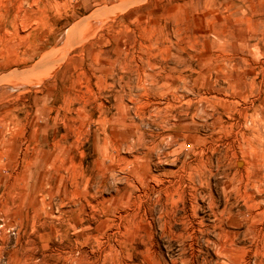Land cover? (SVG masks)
I'll use <instances>...</instances> for the list:
<instances>
[{
    "label": "rangeland",
    "instance_id": "1",
    "mask_svg": "<svg viewBox=\"0 0 264 264\" xmlns=\"http://www.w3.org/2000/svg\"><path fill=\"white\" fill-rule=\"evenodd\" d=\"M0 16V264H264V0Z\"/></svg>",
    "mask_w": 264,
    "mask_h": 264
},
{
    "label": "bare ground",
    "instance_id": "2",
    "mask_svg": "<svg viewBox=\"0 0 264 264\" xmlns=\"http://www.w3.org/2000/svg\"><path fill=\"white\" fill-rule=\"evenodd\" d=\"M20 2V1H19ZM0 4H1V0H0ZM37 5V4H36ZM42 6V5H41ZM54 7V6H53ZM19 8V7H18ZM17 8V9H18ZM36 8V7H35ZM37 12V10H33V9H30L28 14H25L23 16H20V15H15L13 17V27H16V25H22L24 23H26L27 21H29L28 19L32 20L31 17ZM21 13V12H20ZM19 13V14H20ZM25 13V12H24ZM15 14V13H14ZM18 14V13H17ZM1 17V16H0ZM4 17V16H3ZM6 35V34H5ZM237 164H239L241 166L242 163L238 162ZM236 164V165H237ZM240 168V167H239ZM263 239V238H262ZM255 242H257L259 240L258 237H256L255 239ZM263 255V254H262ZM263 257V256H262ZM245 264V263H243ZM260 264V263H259Z\"/></svg>",
    "mask_w": 264,
    "mask_h": 264
}]
</instances>
